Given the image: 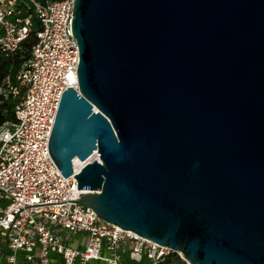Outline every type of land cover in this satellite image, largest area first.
Masks as SVG:
<instances>
[{
	"label": "water",
	"instance_id": "1",
	"mask_svg": "<svg viewBox=\"0 0 264 264\" xmlns=\"http://www.w3.org/2000/svg\"><path fill=\"white\" fill-rule=\"evenodd\" d=\"M72 32L48 147L86 162L79 202L193 264H264V0H75Z\"/></svg>",
	"mask_w": 264,
	"mask_h": 264
},
{
	"label": "built area",
	"instance_id": "2",
	"mask_svg": "<svg viewBox=\"0 0 264 264\" xmlns=\"http://www.w3.org/2000/svg\"><path fill=\"white\" fill-rule=\"evenodd\" d=\"M75 0H0V51L12 57L35 33L15 79L0 86V264H193L173 250L102 219L82 205L75 175L49 151L63 92L78 89ZM38 25V28H37ZM10 110V111H11ZM21 258V259H20ZM4 260V261H3Z\"/></svg>",
	"mask_w": 264,
	"mask_h": 264
},
{
	"label": "trees",
	"instance_id": "3",
	"mask_svg": "<svg viewBox=\"0 0 264 264\" xmlns=\"http://www.w3.org/2000/svg\"><path fill=\"white\" fill-rule=\"evenodd\" d=\"M34 43H35V33L33 32V35L22 43L21 49L17 53H15L12 57L10 58L5 57L0 51V86L5 84L6 78L8 76H11L13 79H15L21 65L30 56L31 49ZM13 105L14 104L12 102L6 104V106L10 110ZM10 110L8 111L7 115L5 113H2V111H0V124H2L5 121V119L12 118L13 113L12 110L11 111ZM123 264H138V263L126 259Z\"/></svg>",
	"mask_w": 264,
	"mask_h": 264
},
{
	"label": "bare ground",
	"instance_id": "4",
	"mask_svg": "<svg viewBox=\"0 0 264 264\" xmlns=\"http://www.w3.org/2000/svg\"><path fill=\"white\" fill-rule=\"evenodd\" d=\"M96 155H94L91 159L95 158ZM75 163L78 165V167L81 165V162L79 159H75Z\"/></svg>",
	"mask_w": 264,
	"mask_h": 264
},
{
	"label": "rangeland",
	"instance_id": "5",
	"mask_svg": "<svg viewBox=\"0 0 264 264\" xmlns=\"http://www.w3.org/2000/svg\"><path fill=\"white\" fill-rule=\"evenodd\" d=\"M21 259V258H20ZM4 261V260H3ZM26 264H28V263H26Z\"/></svg>",
	"mask_w": 264,
	"mask_h": 264
}]
</instances>
